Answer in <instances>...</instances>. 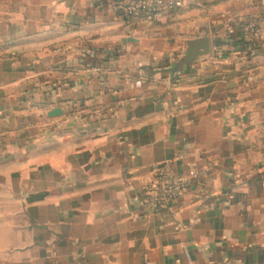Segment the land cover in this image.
Here are the masks:
<instances>
[{
  "label": "crops",
  "instance_id": "0c3cea01",
  "mask_svg": "<svg viewBox=\"0 0 264 264\" xmlns=\"http://www.w3.org/2000/svg\"><path fill=\"white\" fill-rule=\"evenodd\" d=\"M118 3L0 0V264H264V0Z\"/></svg>",
  "mask_w": 264,
  "mask_h": 264
},
{
  "label": "built area",
  "instance_id": "2783aa9c",
  "mask_svg": "<svg viewBox=\"0 0 264 264\" xmlns=\"http://www.w3.org/2000/svg\"><path fill=\"white\" fill-rule=\"evenodd\" d=\"M183 0H119L118 7L128 24L157 20L163 13L183 7ZM263 22V21H262ZM260 20L242 19L239 27L244 37L254 38L261 33ZM191 184L173 176L168 170L157 171L143 191L147 209L160 213L176 204Z\"/></svg>",
  "mask_w": 264,
  "mask_h": 264
},
{
  "label": "water",
  "instance_id": "95a60500",
  "mask_svg": "<svg viewBox=\"0 0 264 264\" xmlns=\"http://www.w3.org/2000/svg\"><path fill=\"white\" fill-rule=\"evenodd\" d=\"M184 59L176 66L177 71H181L184 66L195 62L200 56L210 52V40L207 36L189 41Z\"/></svg>",
  "mask_w": 264,
  "mask_h": 264
}]
</instances>
